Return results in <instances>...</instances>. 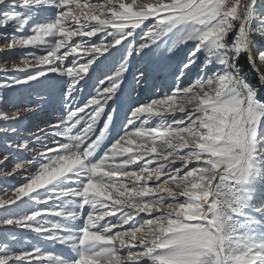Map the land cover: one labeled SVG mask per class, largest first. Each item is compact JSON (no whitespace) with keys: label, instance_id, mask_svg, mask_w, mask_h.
I'll use <instances>...</instances> for the list:
<instances>
[{"label":"snow or ice","instance_id":"obj_1","mask_svg":"<svg viewBox=\"0 0 264 264\" xmlns=\"http://www.w3.org/2000/svg\"><path fill=\"white\" fill-rule=\"evenodd\" d=\"M0 29V264H264V0H0ZM182 48L107 142L131 58ZM47 81L22 135L48 101L9 94Z\"/></svg>","mask_w":264,"mask_h":264},{"label":"rangeland","instance_id":"obj_2","mask_svg":"<svg viewBox=\"0 0 264 264\" xmlns=\"http://www.w3.org/2000/svg\"><path fill=\"white\" fill-rule=\"evenodd\" d=\"M0 31H3V29H0ZM261 45L264 46L263 41L262 43L260 41L257 45V48L253 50V55H255L256 51L261 47ZM186 51V48L179 49L174 54L154 51L144 56H133L131 58L129 72L126 75L123 90L115 98L114 107L116 111L107 142L110 143L122 131V125L125 121V115L129 106L135 105L137 102H144L150 97H154L163 93L165 86L172 80L173 72L184 59ZM119 56L120 53H114L113 56L109 57L107 60H101L100 64L93 71L91 78L84 85L85 97L91 91L96 78L102 72L109 69L113 63L118 60ZM0 59H2V57H0ZM11 59H16L15 53L11 54ZM11 59L9 60V63H11ZM243 59L245 60L250 71L248 72L246 69H244V63L241 64L245 76L249 82L257 84L258 81L256 79V74L248 65L247 57L243 56ZM138 69L147 70V76L143 86L136 89V91H139L140 93L139 96L135 95L133 92V88L135 87V81L133 77ZM196 72L197 68L193 67L191 72L188 74L189 79L193 78L196 75ZM2 75L3 74L0 73V76ZM37 94L45 96L48 102L42 105V110L30 114L26 120H23L19 123L18 127L21 130V134L25 136L28 134V129L34 130L36 127L42 126L43 123L50 117L61 114L62 104L60 93L57 88L53 86L51 81H47L42 85L33 83L31 87L20 86L9 95L14 101L19 102L24 100H34ZM261 94L264 95V89L261 90ZM3 126V122H0V127ZM5 150V145L2 142V139H0V153L4 152ZM17 182V180L6 178L0 175V187ZM49 250L56 252L62 251L59 246L50 248Z\"/></svg>","mask_w":264,"mask_h":264},{"label":"trees","instance_id":"obj_3","mask_svg":"<svg viewBox=\"0 0 264 264\" xmlns=\"http://www.w3.org/2000/svg\"><path fill=\"white\" fill-rule=\"evenodd\" d=\"M244 63V64H243ZM241 64H243L244 65V69H246L248 72H250L249 71V68H248V66H247V64H246V62H245V60L243 59V56L241 57V59H240V65Z\"/></svg>","mask_w":264,"mask_h":264},{"label":"bare ground","instance_id":"obj_4","mask_svg":"<svg viewBox=\"0 0 264 264\" xmlns=\"http://www.w3.org/2000/svg\"><path fill=\"white\" fill-rule=\"evenodd\" d=\"M264 42V41H263ZM261 43H262V41H261ZM262 46V45H261ZM256 54V53H255ZM264 70V69H263Z\"/></svg>","mask_w":264,"mask_h":264}]
</instances>
